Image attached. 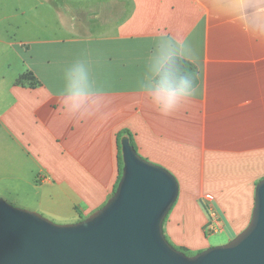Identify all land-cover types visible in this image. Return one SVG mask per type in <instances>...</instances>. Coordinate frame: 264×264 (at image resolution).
<instances>
[{
  "label": "crops",
  "instance_id": "obj_1",
  "mask_svg": "<svg viewBox=\"0 0 264 264\" xmlns=\"http://www.w3.org/2000/svg\"><path fill=\"white\" fill-rule=\"evenodd\" d=\"M169 56L195 58L199 82L164 117L140 86L150 59ZM77 59L96 103L69 118ZM122 130L179 184L169 242L192 255L214 245L203 201L222 238L243 231L264 178V0H0V198L59 224L88 217L112 195Z\"/></svg>",
  "mask_w": 264,
  "mask_h": 264
},
{
  "label": "water",
  "instance_id": "obj_2",
  "mask_svg": "<svg viewBox=\"0 0 264 264\" xmlns=\"http://www.w3.org/2000/svg\"><path fill=\"white\" fill-rule=\"evenodd\" d=\"M122 169L105 204L73 224H56L0 198V264H264V178L255 186L246 228L195 255L174 248L164 221L179 184L142 158L127 138Z\"/></svg>",
  "mask_w": 264,
  "mask_h": 264
},
{
  "label": "clouds",
  "instance_id": "obj_3",
  "mask_svg": "<svg viewBox=\"0 0 264 264\" xmlns=\"http://www.w3.org/2000/svg\"><path fill=\"white\" fill-rule=\"evenodd\" d=\"M182 50V42H176ZM179 54V53H178ZM174 57L169 56L162 61L153 57L148 64L151 80L145 83L140 91L145 95L151 106L164 117L173 115L181 106L195 97L198 84L194 75H180L171 62ZM192 62L195 58L189 57ZM65 90L62 106L69 118H79L89 113L96 103L93 96L97 93L89 87V69L83 60L72 62L64 72Z\"/></svg>",
  "mask_w": 264,
  "mask_h": 264
},
{
  "label": "trees",
  "instance_id": "obj_4",
  "mask_svg": "<svg viewBox=\"0 0 264 264\" xmlns=\"http://www.w3.org/2000/svg\"><path fill=\"white\" fill-rule=\"evenodd\" d=\"M172 57H174V59L171 62L173 63L174 67L178 70L179 74L180 75H194L196 77V82L198 84V82H199V78H198L199 71H198L197 66L193 62H191L187 59L177 57V56H172ZM28 77L33 78V75L30 72H27V73L21 75L17 79L16 83L22 84L24 82V80H26ZM153 83H154V81H153ZM125 138H127L129 140L130 144L135 148V144H134L132 135L127 130H122L121 132H119V134L117 135V141H118V147H119V154H118L119 174H118L117 181L114 185L112 193L114 192V190L117 186V183L119 181L120 175H121L122 159H121V154H120V142H121V140H123ZM178 249L183 251V252L187 251L185 248H178Z\"/></svg>",
  "mask_w": 264,
  "mask_h": 264
},
{
  "label": "rangeland",
  "instance_id": "obj_5",
  "mask_svg": "<svg viewBox=\"0 0 264 264\" xmlns=\"http://www.w3.org/2000/svg\"><path fill=\"white\" fill-rule=\"evenodd\" d=\"M16 82H17V80H16ZM137 151V150H136ZM137 153H138V151H137ZM139 154V153H138ZM140 155V154H139ZM141 156V155H140ZM142 157V156H141ZM143 158V157H142ZM145 160H147V161H149V162H151L150 160H148V159H146V158H144ZM151 163H153V164H155V165H158V164H156V163H154V162H151ZM158 166H160V165H158ZM162 167V166H161ZM164 168V167H163ZM166 169V168H165ZM167 170V169H166ZM168 171V170H167ZM173 175V174H172ZM263 179V178H262ZM260 181V180H259ZM258 181V182H259ZM257 182V183H258ZM182 185V188H183V184H181ZM2 199V198H1ZM5 201V200H4ZM8 203V202H7ZM10 204V203H9ZM203 208H204V210H205V213H206V223H205V225H204V228H203V231H204V234H205V236H207V237H209L210 239H211V243L212 244H214L213 246H219V245H224V244H226V243H228L229 241H227V240H225V238H222L221 237V234H219V231H220V229L219 230H217L216 232H214L211 228H210V226H209V222H210V218H211V212H210V207H208V206H206V204H205V202L203 201ZM10 205H12V204H10ZM13 206V205H12ZM14 207H16V206H14ZM17 208H20V207H17ZM21 209H23V208H21ZM26 210V209H25ZM29 211H31V210H29ZM171 211V210H170ZM34 212V211H33ZM37 213V212H36ZM41 215V214H40ZM44 217V216H43ZM84 219V218H83ZM51 221V220H50ZM53 222V221H52ZM53 223H56V222H53ZM56 224H59V223H56ZM166 237V236H165ZM235 237V236H234ZM233 237V238H234ZM232 238V239H233ZM231 239V240H232ZM168 240V239H167ZM168 242H169V240H168ZM174 248H176L177 250H179L178 248H180V247H176V246H174L171 242H169ZM213 246H211V247H213ZM186 255H189V256H191L192 254L190 253V252H188V251H186V252H184ZM193 255H195V254H193Z\"/></svg>",
  "mask_w": 264,
  "mask_h": 264
},
{
  "label": "built area",
  "instance_id": "obj_6",
  "mask_svg": "<svg viewBox=\"0 0 264 264\" xmlns=\"http://www.w3.org/2000/svg\"><path fill=\"white\" fill-rule=\"evenodd\" d=\"M210 212H211V215H210L211 218H210L209 226L214 232H216L217 230L221 228L219 219H218V214L215 212L213 208H210Z\"/></svg>",
  "mask_w": 264,
  "mask_h": 264
}]
</instances>
